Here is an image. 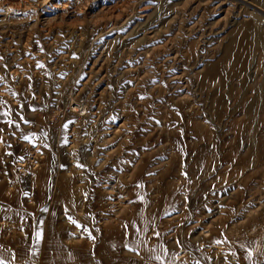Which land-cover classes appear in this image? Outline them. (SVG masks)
I'll return each instance as SVG.
<instances>
[{"label": "rangeland", "instance_id": "rangeland-1", "mask_svg": "<svg viewBox=\"0 0 264 264\" xmlns=\"http://www.w3.org/2000/svg\"><path fill=\"white\" fill-rule=\"evenodd\" d=\"M21 1L0 0V112L12 110L0 116V254L47 264L67 234L90 241L84 228H116L135 208L152 214L140 217L165 264H264V0L6 11ZM61 254L53 264H96Z\"/></svg>", "mask_w": 264, "mask_h": 264}, {"label": "crops", "instance_id": "crops-1", "mask_svg": "<svg viewBox=\"0 0 264 264\" xmlns=\"http://www.w3.org/2000/svg\"><path fill=\"white\" fill-rule=\"evenodd\" d=\"M261 159L260 161H263ZM242 161H244V159H242ZM190 174H194V173L190 170ZM37 203L38 205L42 204V202H37ZM177 203H178L177 199H172L171 202H167L170 208H176ZM59 204H61L60 201L54 200V202H52L51 205V210L53 211L54 209L59 208L60 207ZM139 211L140 209L136 210L134 208L133 213L128 217H126V219L122 222V224L119 223L121 225L116 228L110 227L108 229L106 228L105 230L101 229L97 233L92 234V230L90 226L89 228H87L88 231H86L85 233L87 234L91 233V235H94L93 237H96L95 239H92L90 241H88V239H85L84 241L78 240V238L71 236L70 233L67 234L65 239L66 242L62 244L63 246H59V251L56 250L51 255L48 254L45 255V252L44 251L42 252L44 253L43 255L45 258L43 259L44 263L47 264L59 263L58 260L62 255L61 253L64 254L65 252L67 255L66 258H68L65 261L76 260V259L78 260L90 256H97L94 260V263L96 264H160L159 261L151 259L150 257L159 255L164 248L162 247V244L160 242L156 244L152 243L150 245V240L154 232V228L150 230L148 228L146 229L144 227L145 226L144 221H142L141 218L142 216H144V218L147 217V219H151L152 214H150V211H146L145 212L146 215H143ZM197 227L198 224L194 225L192 229H195ZM56 235L58 236V234ZM100 235L102 236L101 238ZM60 236L55 239H60L61 238ZM206 238L208 237L202 235V232H200V235L197 238V240L201 241L202 239L204 240ZM129 248H136L139 254H137V252L134 251H129L128 250ZM90 249L91 251L93 250L94 254L90 255V251H88ZM153 249H155V251H153ZM179 255L182 257L181 260L187 258L186 254L181 255L180 253ZM136 258L137 259L139 258L140 260L136 261ZM168 258H169L168 256L163 257L164 260H167ZM71 264H86V263L77 262Z\"/></svg>", "mask_w": 264, "mask_h": 264}, {"label": "snow or ice", "instance_id": "snow-or-ice-1", "mask_svg": "<svg viewBox=\"0 0 264 264\" xmlns=\"http://www.w3.org/2000/svg\"><path fill=\"white\" fill-rule=\"evenodd\" d=\"M41 51H43V49H41ZM0 59H3V58L0 57ZM43 66H44V65H42V64H40V63L37 64V67H43ZM5 69H7V65H5ZM4 79H5V77L0 76V82H2ZM153 83H154V82H153ZM12 95H13V96H16L17 93L13 92ZM140 98L143 99L144 97H140ZM4 104H5V102L2 101V100H0V105H4ZM22 107H23V105H21V108H22ZM30 110H31V111H37L38 109L32 107V108H30ZM11 111H12V110L9 108L7 111L0 112V116H2V117H9V116L11 115ZM21 121H23L24 123H30L29 121H24L22 116H21ZM4 122H6L10 127L14 126V127H16L17 129H19V127H20V123H19V122L13 121V120H11V119H7V120L4 121ZM156 123H159V121H156ZM64 127L67 128V127H68V124L66 123V124L64 125ZM0 131H2V130H0ZM45 135H46V134H45ZM23 139H25V140L31 142L29 136H24ZM0 142H3V141H2V138H0ZM65 142L67 143V141H65ZM33 146L36 147L37 145H36V144H33ZM44 147H47V145L45 144ZM165 158H166V157H165ZM77 167H81V168H83L84 165H79V164H78ZM185 175H186V173H185ZM25 196H27V193H25ZM142 199H143V198L141 197V200H142ZM42 210H43V211H47L46 208H45V209H42ZM168 215H171V214L169 213ZM68 219H69L73 224H75L77 227H79V228H84L83 225L78 224L77 221L74 220L71 216H68ZM84 231H88V230H87L86 228H84ZM137 231H139V230H137ZM153 236H154V238L159 239V238H160V233H159V232H153ZM41 237H42V232H37V233H36V239H37V242H39V240L41 239ZM89 238H93V237H91V233H89ZM177 244L179 245V241H177ZM126 247H127V245H126ZM128 250H129V251L137 252V254H139V252H138V250H137L136 248H129ZM153 251H155V249H153ZM34 254H35V253H33V255H34ZM168 255H169L168 250L165 248V249H163V250L161 251V253H160L159 255H155V256H152V257H150V258L159 261L160 264H165V260L163 259V257H166V256H168ZM174 258H175V254L173 255L172 259H174ZM12 259H15V257L13 256ZM0 264H11V262H10L9 260H6L5 257H4L2 254H0ZM169 264H171V261H169ZM196 264H199V261H197Z\"/></svg>", "mask_w": 264, "mask_h": 264}, {"label": "bare ground", "instance_id": "bare-ground-1", "mask_svg": "<svg viewBox=\"0 0 264 264\" xmlns=\"http://www.w3.org/2000/svg\"><path fill=\"white\" fill-rule=\"evenodd\" d=\"M52 2V1H50V0H23V1H21V2H19L18 4H16L15 6H11L10 5V7L8 6L7 8H6V11H9L10 9L11 10H14V11H16V13L21 9H23V10H26V11H28L29 9L31 10L32 8H33V10L34 9H38V8H41L42 9V6L44 7L45 5H42L43 3H46V2ZM240 1V0H239ZM245 1V0H244ZM48 2V3H49ZM246 2V1H245ZM225 3V2H224ZM241 4V3H240ZM264 4V3H263ZM49 5V4H48ZM87 6V5H86ZM245 6V5H244ZM51 7V6H50ZM49 7V8H50ZM87 8V7H86ZM249 8V7H248ZM264 8V7H263ZM41 9H39V10H41ZM52 9V8H51ZM246 9V8H245ZM256 9V8H255ZM257 11H258V9H257ZM255 12V11H254ZM13 13H15V12H13ZM228 13V12H227ZM230 13V12H229ZM253 14V13H252ZM255 14V13H254ZM259 14V13H258ZM257 15V14H256ZM252 16V15H251ZM261 16V15H260ZM250 17V16H249ZM255 19V18H254ZM32 20V17H31V19H30V21ZM257 20V19H256ZM255 20V21H256ZM258 21V20H257ZM22 22H24V21H19L18 20V23H22ZM260 26V25H259ZM258 27V26H257ZM260 28V27H259ZM260 30H262V29H260ZM262 36V35H261ZM264 36V35H263ZM263 38V37H262ZM255 46H257V45H255ZM100 97V96H99ZM78 102H76V104H77ZM75 104V105H76ZM81 104V103H80ZM74 105V111H76V112H80V109L82 108H85L84 109V111H85V115L88 113V111H89V105H87L86 103L85 104H82V105H78V106H75ZM83 116V115H82ZM81 117V116H80ZM206 232V231H205ZM206 237H209V236H211V233H210V231H208V233L205 235ZM181 256L179 255V257L178 258H176V260L174 261V263L175 264H177L176 262L177 261H180L181 260Z\"/></svg>", "mask_w": 264, "mask_h": 264}]
</instances>
